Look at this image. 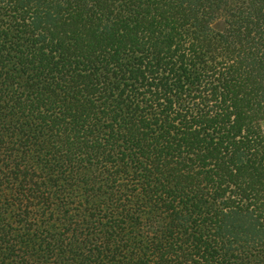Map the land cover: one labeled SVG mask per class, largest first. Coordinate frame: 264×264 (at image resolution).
<instances>
[{"label": "trees", "instance_id": "16d2710c", "mask_svg": "<svg viewBox=\"0 0 264 264\" xmlns=\"http://www.w3.org/2000/svg\"><path fill=\"white\" fill-rule=\"evenodd\" d=\"M0 264H264V0H0Z\"/></svg>", "mask_w": 264, "mask_h": 264}]
</instances>
